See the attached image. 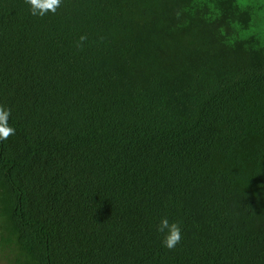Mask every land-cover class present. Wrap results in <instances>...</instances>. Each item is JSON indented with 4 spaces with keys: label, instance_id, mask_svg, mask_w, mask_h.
Returning a JSON list of instances; mask_svg holds the SVG:
<instances>
[{
    "label": "trees",
    "instance_id": "obj_1",
    "mask_svg": "<svg viewBox=\"0 0 264 264\" xmlns=\"http://www.w3.org/2000/svg\"><path fill=\"white\" fill-rule=\"evenodd\" d=\"M0 105V264H264V0H0Z\"/></svg>",
    "mask_w": 264,
    "mask_h": 264
},
{
    "label": "clouds",
    "instance_id": "obj_2",
    "mask_svg": "<svg viewBox=\"0 0 264 264\" xmlns=\"http://www.w3.org/2000/svg\"><path fill=\"white\" fill-rule=\"evenodd\" d=\"M63 0H25L29 6L30 14L36 17H44L56 14L62 6ZM87 40L86 35H81L76 43L77 48H82ZM11 109L0 105V141L7 140L15 135V128L9 124ZM156 231L163 236L162 244L168 250H174L182 241V226L179 222L170 221L167 216L159 219L156 225Z\"/></svg>",
    "mask_w": 264,
    "mask_h": 264
}]
</instances>
